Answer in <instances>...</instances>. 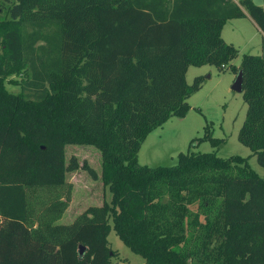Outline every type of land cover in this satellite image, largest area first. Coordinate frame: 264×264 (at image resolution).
<instances>
[{
  "label": "trees",
  "instance_id": "obj_1",
  "mask_svg": "<svg viewBox=\"0 0 264 264\" xmlns=\"http://www.w3.org/2000/svg\"><path fill=\"white\" fill-rule=\"evenodd\" d=\"M8 1V0H7ZM0 17V264H116L112 228L139 264H264V58L221 37L248 15L262 32L264 0H10ZM52 27L50 30L48 28ZM241 69L247 156L187 148L169 165L137 161L145 137L183 116L201 75L189 65ZM20 74L19 92L3 81ZM213 146L223 138L204 127ZM192 139H190V143ZM93 144L109 197L58 222L65 172L84 168L64 145ZM79 245L83 246L79 252ZM119 264V263H117ZM129 264V263H120Z\"/></svg>",
  "mask_w": 264,
  "mask_h": 264
},
{
  "label": "rangeland",
  "instance_id": "obj_2",
  "mask_svg": "<svg viewBox=\"0 0 264 264\" xmlns=\"http://www.w3.org/2000/svg\"><path fill=\"white\" fill-rule=\"evenodd\" d=\"M9 1L0 0V17L5 16ZM220 34L225 42L237 49L230 61L232 64H239L242 53L261 55L264 58V48L261 45L263 34L249 16L227 18ZM196 75H201L202 80L200 87L187 97L189 107L185 114L169 116L145 135L137 151L138 163L169 165L176 161L179 151L187 148L195 152L213 150L221 157L231 154L247 156L250 153L249 148L239 142L236 136L245 115L246 104L241 92L230 87L235 73L229 67L218 69L213 64L189 65L185 71L186 82L190 83ZM21 77L20 74L9 75L3 81L5 88L10 92H19ZM205 126L212 136L223 138L222 142L213 146L208 139H199ZM70 156H74L78 164L85 161L93 167L97 177L92 178L82 167L65 172V180L71 183L70 199L58 222H68L86 206L99 204L109 197V191L98 176L99 150L90 143H68L64 145L65 161ZM247 161L250 167L263 176V168L256 162L255 155H250ZM106 239L111 252V263L139 264L144 261L139 253L130 250L118 238L112 228Z\"/></svg>",
  "mask_w": 264,
  "mask_h": 264
},
{
  "label": "water",
  "instance_id": "obj_3",
  "mask_svg": "<svg viewBox=\"0 0 264 264\" xmlns=\"http://www.w3.org/2000/svg\"><path fill=\"white\" fill-rule=\"evenodd\" d=\"M251 2L253 5H256V6L263 4V0H251ZM241 82H242V73H241V69H238L230 85L231 89L241 92L242 90ZM82 249H83V246L79 245V252H81Z\"/></svg>",
  "mask_w": 264,
  "mask_h": 264
},
{
  "label": "crops",
  "instance_id": "obj_4",
  "mask_svg": "<svg viewBox=\"0 0 264 264\" xmlns=\"http://www.w3.org/2000/svg\"><path fill=\"white\" fill-rule=\"evenodd\" d=\"M248 16V15H247ZM248 159V158H247ZM65 210V209H64ZM64 212V211H63ZM63 214V213H62ZM61 217V216H60ZM65 223V222H64Z\"/></svg>",
  "mask_w": 264,
  "mask_h": 264
}]
</instances>
